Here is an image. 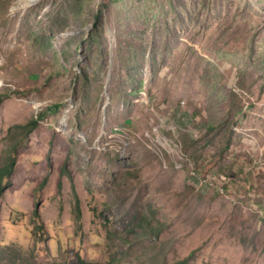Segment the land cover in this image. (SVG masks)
<instances>
[{
    "label": "rangeland",
    "instance_id": "rangeland-1",
    "mask_svg": "<svg viewBox=\"0 0 264 264\" xmlns=\"http://www.w3.org/2000/svg\"><path fill=\"white\" fill-rule=\"evenodd\" d=\"M25 1L0 0V264H264V0Z\"/></svg>",
    "mask_w": 264,
    "mask_h": 264
},
{
    "label": "trees",
    "instance_id": "trees-1",
    "mask_svg": "<svg viewBox=\"0 0 264 264\" xmlns=\"http://www.w3.org/2000/svg\"><path fill=\"white\" fill-rule=\"evenodd\" d=\"M99 16H100V14L95 15V18L93 20V28L91 29V32H90L89 37H88V41L90 43L89 48L91 47L92 40L96 39V36L99 35L100 38L103 39L101 36V35H103V33H102V29H101V24H100L101 20H100ZM115 50H116V48L114 49V52H115ZM138 51H139V53L136 54V56L140 54L139 57L141 59L143 56V55H141L142 54V47H140L138 49ZM101 52L104 54V59L102 60V63L107 64L105 57L107 55H110V54L108 52L106 42L103 43V46L101 48ZM116 54L119 56L122 54L121 49H119L118 47H117V53ZM132 54L133 53L131 52V55H129V56H132ZM139 65L140 64H137L136 59H131V58L126 56L125 57V63L119 67L122 68L123 70H126L127 68H129L131 66H139ZM87 69H89V68L86 67L83 69L85 76H83V77L79 76V79L82 80L83 85L89 79ZM131 89H133V90L136 89V86L135 87L131 86ZM2 99L3 98L0 95V103L2 102ZM56 107H57V105L55 106V108ZM47 110H51V108H48ZM46 114H47L46 110L39 112L35 118H32L29 121H27L26 123L22 124L21 128L24 129L26 131V133L31 132L37 126L38 120L40 118H43ZM15 162H16V155H10V156H7L6 162L4 164L0 165V196L2 195V193L4 192L6 187L9 185L10 177H11L12 172L14 170ZM63 169H64V166H63ZM223 177L228 178V176H225V175H223ZM221 184L225 185V183H223V182H221ZM38 203L39 202L35 203V207L33 208L32 217H31V222L33 224L32 230H31V235H32L36 245L44 242L46 240L45 233L47 234V232L45 230L44 223L40 217ZM76 208L78 209V204H76ZM76 216H77V220H79L80 219L79 214H77ZM35 244H34V247H35ZM32 251H33V249H32ZM31 255H32V252H31ZM80 261H81V263H83V261L81 259H80Z\"/></svg>",
    "mask_w": 264,
    "mask_h": 264
},
{
    "label": "bare ground",
    "instance_id": "bare-ground-1",
    "mask_svg": "<svg viewBox=\"0 0 264 264\" xmlns=\"http://www.w3.org/2000/svg\"><path fill=\"white\" fill-rule=\"evenodd\" d=\"M33 1H34V0H26V1L23 3V5H29V4H31Z\"/></svg>",
    "mask_w": 264,
    "mask_h": 264
},
{
    "label": "water",
    "instance_id": "water-1",
    "mask_svg": "<svg viewBox=\"0 0 264 264\" xmlns=\"http://www.w3.org/2000/svg\"><path fill=\"white\" fill-rule=\"evenodd\" d=\"M67 32H65L64 34H66Z\"/></svg>",
    "mask_w": 264,
    "mask_h": 264
}]
</instances>
